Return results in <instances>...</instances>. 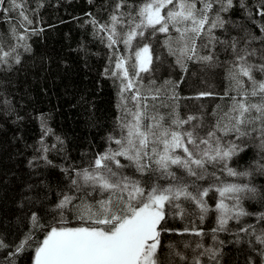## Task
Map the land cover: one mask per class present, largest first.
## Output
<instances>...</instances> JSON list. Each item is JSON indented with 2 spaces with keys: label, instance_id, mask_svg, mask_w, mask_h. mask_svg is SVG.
Masks as SVG:
<instances>
[{
  "label": "snow or ice",
  "instance_id": "snow-or-ice-1",
  "mask_svg": "<svg viewBox=\"0 0 264 264\" xmlns=\"http://www.w3.org/2000/svg\"><path fill=\"white\" fill-rule=\"evenodd\" d=\"M233 9L252 27L232 21L227 14ZM105 11L103 21L93 16L86 23L108 49L102 75L116 87L114 131L85 166L57 164L49 153L64 152V141L56 136L46 144L45 137L54 133L41 118L43 135L27 167L37 176L42 175L37 170L59 174L55 182L45 178L25 186L28 230L11 242L0 234V264H18L26 253L31 264H219L224 241L218 233L232 232L229 222L239 225L232 232L237 241L244 234L264 257V212L244 207L246 200L264 204V187L252 182L255 175L264 176V0L253 6L247 0H114ZM36 16L38 8L29 0H0V21L10 25L12 37L11 42L0 38V67L11 70L21 63V49L31 52L28 40L43 31L34 26ZM169 57L170 66L180 70L177 79L157 83L145 75ZM189 65L206 73L223 69L226 90L181 97ZM182 98L225 103L208 111L200 105L182 116ZM253 147L252 162L240 169L242 154ZM209 213H215L216 227L207 247L208 234L194 221L183 228L170 223L189 222L190 216L202 223Z\"/></svg>",
  "mask_w": 264,
  "mask_h": 264
},
{
  "label": "trees",
  "instance_id": "trees-1",
  "mask_svg": "<svg viewBox=\"0 0 264 264\" xmlns=\"http://www.w3.org/2000/svg\"><path fill=\"white\" fill-rule=\"evenodd\" d=\"M39 2H42V7H39L38 0H29L32 8H38V16L34 17L38 22L34 26L43 29L39 35H33L28 40L31 52L25 53L21 49V63L13 65L11 70L0 67V234L9 242L16 241L19 234L28 230L30 205L24 197L30 193L24 191L25 186L45 178L55 182L59 174L58 170H37L42 172L37 176L27 167L43 135L41 118L46 120L54 133L45 137V143H55L56 136L64 141L65 151L59 154L50 152V159L57 164L85 166L93 155L103 150L106 137L114 131L119 115L116 87L102 75L108 49L92 35L93 28L86 23L93 16L103 21L107 17L105 9H110L114 0ZM247 2L253 6L258 0ZM29 14L32 15L31 12ZM227 15L236 24L252 27L239 9H233ZM9 27V24L0 21V38L6 42L12 39L8 35ZM237 31L232 29V34ZM170 64L169 57L168 62L160 63L159 67L154 65V73L145 75L154 76L157 83L166 79L175 80L181 75L180 70ZM194 70L195 74H192ZM227 86L223 69L206 73L200 71L197 65H189V74L184 76L178 91L181 97H194L200 91L223 93ZM167 103L171 104L172 101ZM217 103L224 104L225 101L182 98L179 100V110L183 116L196 113L200 105H204V111H208ZM160 111L167 112L169 109L161 108ZM242 155L244 158L238 164L240 169L247 168L252 162L255 148H249L247 154ZM252 182L258 188L264 187V176L255 175ZM22 202L24 207H20ZM209 204L214 207L215 200H210ZM244 207L249 212H264V204L256 200H246ZM191 221L208 234L204 243L206 247L210 246V230L216 227L215 213H209L202 223L195 216H190L189 222L172 220L170 223L176 228H183L186 223L191 226ZM244 221L255 223L253 217H246ZM256 226L260 227L258 224ZM228 227L235 232L239 225L229 222ZM232 232L218 233V239L224 241L219 245V264H263L264 257L253 250V247L259 249L260 245L249 244V237L244 234L237 241ZM169 239L195 241L199 238L172 236ZM179 247L182 249V245ZM186 251L190 257L193 255L190 250ZM30 255L26 253L21 256L18 264H31ZM0 259H3L2 252Z\"/></svg>",
  "mask_w": 264,
  "mask_h": 264
},
{
  "label": "bare ground",
  "instance_id": "bare-ground-1",
  "mask_svg": "<svg viewBox=\"0 0 264 264\" xmlns=\"http://www.w3.org/2000/svg\"><path fill=\"white\" fill-rule=\"evenodd\" d=\"M213 218H214V216H213Z\"/></svg>",
  "mask_w": 264,
  "mask_h": 264
},
{
  "label": "rangeland",
  "instance_id": "rangeland-1",
  "mask_svg": "<svg viewBox=\"0 0 264 264\" xmlns=\"http://www.w3.org/2000/svg\"><path fill=\"white\" fill-rule=\"evenodd\" d=\"M264 264V263H263Z\"/></svg>",
  "mask_w": 264,
  "mask_h": 264
}]
</instances>
